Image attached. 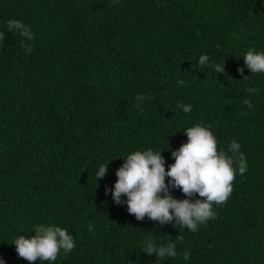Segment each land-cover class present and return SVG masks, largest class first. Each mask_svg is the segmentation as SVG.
<instances>
[{"label": "trees", "instance_id": "16d2710c", "mask_svg": "<svg viewBox=\"0 0 264 264\" xmlns=\"http://www.w3.org/2000/svg\"><path fill=\"white\" fill-rule=\"evenodd\" d=\"M13 19L34 39L9 29ZM0 31L6 264H39L12 242L41 223L74 238L52 264H264V74L250 73L242 58L250 47L264 51V0H0ZM203 54L206 66L198 64ZM137 94L149 97L142 107ZM195 123L228 155L238 141L247 162L228 199L214 204V219L180 231L174 222L138 221L105 195L131 151L164 149L167 170L187 141L182 130ZM106 163L96 184L97 165ZM172 195L184 198L179 189ZM148 238L174 243L177 256L144 254Z\"/></svg>", "mask_w": 264, "mask_h": 264}, {"label": "clouds", "instance_id": "9594fccd", "mask_svg": "<svg viewBox=\"0 0 264 264\" xmlns=\"http://www.w3.org/2000/svg\"><path fill=\"white\" fill-rule=\"evenodd\" d=\"M8 28L18 32L27 41L34 39L30 27L20 20H9ZM4 37L5 32L0 31V42H3ZM22 46L26 47L24 44ZM242 58L250 73L264 74V51L250 47ZM208 62L207 54L199 57L200 66H206ZM223 65L216 63L212 67L220 74L225 72ZM243 70L237 68L238 72L242 73ZM247 91L255 93L257 89L248 88ZM135 99L142 102L136 106L142 107L149 97L137 94ZM243 103L251 107L250 100L245 99ZM180 108L184 113L192 110L190 104H181ZM182 131L187 141L171 152L174 162L167 165V170L165 158L161 154L164 149L131 151L122 158V165L115 171L117 179L111 188L105 187V195L110 193L115 204L126 205L127 212L138 221L147 217L159 224L174 222L180 231L195 233L200 225L215 218L214 204H223L228 199L233 191L235 175L237 172L241 175L246 172L247 162L240 151V143L235 139L228 145L231 155L223 149L218 150L216 137L204 124L195 123ZM107 167L108 163L97 165L96 184L98 179L106 175ZM172 189H179L184 198H176L172 195ZM31 233L30 236L17 235L12 242L18 256L29 262L39 259V264L43 261L52 264L61 251L68 253L74 248L73 236L57 224H37ZM141 252L154 255L156 261L178 254L174 243L159 244L151 238L143 242ZM184 259H189L187 252L184 253ZM0 264H6L2 257Z\"/></svg>", "mask_w": 264, "mask_h": 264}]
</instances>
